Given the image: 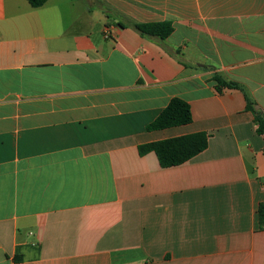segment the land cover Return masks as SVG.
Masks as SVG:
<instances>
[{
	"label": "crops",
	"instance_id": "crops-1",
	"mask_svg": "<svg viewBox=\"0 0 264 264\" xmlns=\"http://www.w3.org/2000/svg\"><path fill=\"white\" fill-rule=\"evenodd\" d=\"M245 96L264 116V0H0V264H264ZM173 98L191 123L147 131ZM199 132L180 166L137 150Z\"/></svg>",
	"mask_w": 264,
	"mask_h": 264
},
{
	"label": "trees",
	"instance_id": "trees-1",
	"mask_svg": "<svg viewBox=\"0 0 264 264\" xmlns=\"http://www.w3.org/2000/svg\"><path fill=\"white\" fill-rule=\"evenodd\" d=\"M26 1L32 8H39L47 2V0ZM136 29L142 36L156 38L160 41L168 38L173 32V26L170 22L138 25ZM213 82L216 85L217 91H220L222 88L239 89L237 84L227 82L218 75L213 77ZM245 100L246 110L253 116L255 132L264 139V116L254 109L253 101L246 96ZM191 121L190 106L179 98H173L158 117L146 127V130L160 131L184 126L191 123ZM208 138L209 135L207 133L199 132L140 145L137 150L140 156L153 153L157 158L160 168H171L180 166L203 152L207 148ZM257 218L259 230L264 231V204L258 206Z\"/></svg>",
	"mask_w": 264,
	"mask_h": 264
},
{
	"label": "built area",
	"instance_id": "built-area-1",
	"mask_svg": "<svg viewBox=\"0 0 264 264\" xmlns=\"http://www.w3.org/2000/svg\"><path fill=\"white\" fill-rule=\"evenodd\" d=\"M109 37V34L106 32L105 33V38H108Z\"/></svg>",
	"mask_w": 264,
	"mask_h": 264
}]
</instances>
